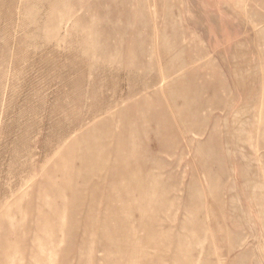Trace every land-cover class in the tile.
Segmentation results:
<instances>
[{
  "label": "rangeland",
  "instance_id": "obj_1",
  "mask_svg": "<svg viewBox=\"0 0 264 264\" xmlns=\"http://www.w3.org/2000/svg\"><path fill=\"white\" fill-rule=\"evenodd\" d=\"M0 264H264V0H0Z\"/></svg>",
  "mask_w": 264,
  "mask_h": 264
}]
</instances>
